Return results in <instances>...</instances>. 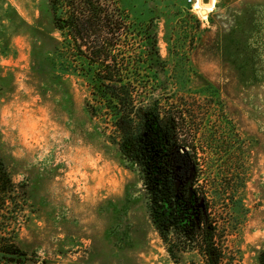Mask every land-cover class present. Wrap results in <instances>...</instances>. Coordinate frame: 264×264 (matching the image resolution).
I'll list each match as a JSON object with an SVG mask.
<instances>
[{
	"label": "rangeland",
	"instance_id": "1",
	"mask_svg": "<svg viewBox=\"0 0 264 264\" xmlns=\"http://www.w3.org/2000/svg\"><path fill=\"white\" fill-rule=\"evenodd\" d=\"M102 3L123 25L157 26L168 73L185 76L160 98L190 112L184 133L227 249L236 264H264V0H200L190 13L188 0ZM53 25L50 0H0V160L15 185L0 228L26 264H176L138 174L86 111L91 88L53 74ZM221 185L232 192L213 199Z\"/></svg>",
	"mask_w": 264,
	"mask_h": 264
},
{
	"label": "trees",
	"instance_id": "2",
	"mask_svg": "<svg viewBox=\"0 0 264 264\" xmlns=\"http://www.w3.org/2000/svg\"><path fill=\"white\" fill-rule=\"evenodd\" d=\"M109 6L102 0H50L52 30L60 34L49 55L52 72L74 75L91 88L86 111L92 120L107 125V137L117 145L123 165L138 174L149 217L173 261L236 264L208 192L200 184L201 158L184 133L190 112L181 102L160 98L185 76L182 71L168 73L157 26L138 21L123 25ZM122 39L125 48L119 47ZM138 39L136 47L130 43ZM174 49L179 51L178 46ZM179 56L184 60L185 54ZM14 189L0 160V208ZM232 190L221 185L212 197H227ZM229 201L234 203L233 198ZM7 230L0 228V264H26L28 253Z\"/></svg>",
	"mask_w": 264,
	"mask_h": 264
},
{
	"label": "built area",
	"instance_id": "3",
	"mask_svg": "<svg viewBox=\"0 0 264 264\" xmlns=\"http://www.w3.org/2000/svg\"><path fill=\"white\" fill-rule=\"evenodd\" d=\"M198 0H188V2L192 5L193 4V6H194V8H195V3L197 2ZM200 12H201V9H198Z\"/></svg>",
	"mask_w": 264,
	"mask_h": 264
},
{
	"label": "bare ground",
	"instance_id": "4",
	"mask_svg": "<svg viewBox=\"0 0 264 264\" xmlns=\"http://www.w3.org/2000/svg\"><path fill=\"white\" fill-rule=\"evenodd\" d=\"M199 1H200V0H198V1L195 3V6H196L197 8H201L200 3L198 4ZM196 7H195V9H196Z\"/></svg>",
	"mask_w": 264,
	"mask_h": 264
},
{
	"label": "water",
	"instance_id": "5",
	"mask_svg": "<svg viewBox=\"0 0 264 264\" xmlns=\"http://www.w3.org/2000/svg\"><path fill=\"white\" fill-rule=\"evenodd\" d=\"M202 12L205 13V10H202ZM184 150H186V149H184Z\"/></svg>",
	"mask_w": 264,
	"mask_h": 264
}]
</instances>
